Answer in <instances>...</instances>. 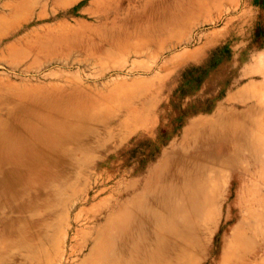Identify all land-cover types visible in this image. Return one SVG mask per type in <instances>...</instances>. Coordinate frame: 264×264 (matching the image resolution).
Instances as JSON below:
<instances>
[{
    "label": "rangeland",
    "instance_id": "obj_1",
    "mask_svg": "<svg viewBox=\"0 0 264 264\" xmlns=\"http://www.w3.org/2000/svg\"><path fill=\"white\" fill-rule=\"evenodd\" d=\"M146 2L155 7L154 0H0V121L10 126L9 111L41 108L39 94L66 103L73 87L94 113L71 120L84 133L47 137L61 141L59 149H45L41 175L27 173L26 194L2 183L0 165V264H179L181 255L184 264H264V0H227L218 13L210 0H184L202 8L150 40L138 31L147 22L127 13ZM236 89L260 109L252 135L259 147L239 151L238 165L204 163L206 172L165 213L173 230L149 229L138 245L145 252L128 261L105 218L152 204L164 184L158 176L182 156L191 161L197 122L230 114ZM27 138L9 139L23 149ZM25 228L29 241L21 244ZM160 238L175 251L157 249L148 261Z\"/></svg>",
    "mask_w": 264,
    "mask_h": 264
},
{
    "label": "bare ground",
    "instance_id": "obj_2",
    "mask_svg": "<svg viewBox=\"0 0 264 264\" xmlns=\"http://www.w3.org/2000/svg\"><path fill=\"white\" fill-rule=\"evenodd\" d=\"M154 2L155 7L151 9L147 8L148 2H146L143 3L140 9H134L135 12H133L134 10L127 11V13L132 11L131 19L137 24L147 22L150 28L142 30L139 25L138 31L149 40L151 35L157 38L167 28L175 27L173 29H176L177 26L185 25L187 20L193 16L194 10L202 8V6H197L193 7V9H188L189 7L184 4V0H169L170 3L166 0H154ZM226 2L227 0H210L211 7L216 13L224 10L223 6ZM197 4L200 5L201 3ZM237 82H239L238 79L234 80L232 86H236ZM71 90L75 94H71L70 96L69 93L70 97H68L66 103L64 102L65 96L58 95L52 98L45 94H39L34 97L36 106H40L41 108L24 109L19 113H11L9 111L5 118L7 123L10 122L8 123L10 126L5 124V120L3 122L0 121L5 127L3 129L0 126V165L3 169L4 179L2 183L8 181V185L10 184L9 188H15L16 191L26 194L28 191L25 183L28 179L26 178L27 173L41 175L42 172L39 165L43 164L42 158L45 149H59L61 143V141L52 142L48 140V136L60 133L61 136L69 137L87 131L80 125L71 123V120L83 121L91 118L94 113L92 114L86 110L83 101L84 96L78 93V89L73 87ZM234 96L233 100L238 101L239 105H236L237 108L232 109L230 114L221 115L220 121L218 118V120L203 119L197 122L200 124V127L195 132L194 148L187 151L185 148L187 146L184 147L187 153H189H186V155H191V161L182 156L177 159L178 163L173 167V170L166 168L158 176V180L164 182V184L159 186V189L153 194L152 204L146 203L139 206L137 208L138 212L129 217L108 215L105 218L103 226L109 224L116 226L118 233L115 235L114 240L117 241L120 250L128 252V258L124 257L128 261L139 253L145 252L138 245L146 243L145 234L149 229L154 234L161 228L168 231L169 229L173 230L170 225L171 218L169 219V216L173 212L171 206L174 200L182 195V188L185 194V187L190 184L189 181L191 179L197 180L200 178L206 169L204 163L208 165L209 163L220 162L222 164L233 163L238 165L241 160L238 155L239 151L245 149L252 152V150L259 147V144H257L256 139L252 138V135H255L259 130L256 114L260 112V109L257 108V104L255 103L247 105L245 102L240 101L245 96L243 90L236 89ZM73 104H76L75 107H73ZM12 136L29 138L23 143V149H21V146H18L16 142L14 143L15 147L12 146L9 139ZM252 159L257 163L256 157ZM8 163L13 164V168L10 170H7L5 167ZM168 163L171 162L168 161ZM24 164L28 166L22 168ZM15 178H17V181H14ZM171 180H175L180 186L177 187L168 183ZM32 206L33 204H29L28 208ZM166 212L170 215H166ZM20 235L21 244H27L29 241L28 229H22ZM157 240L158 244L152 249L155 251L153 253L146 252L148 261L152 260L154 255L156 257L157 249L167 254L175 251L173 250L174 246L164 247L163 249L162 244L166 242L161 240V238ZM174 261L184 264L182 255Z\"/></svg>",
    "mask_w": 264,
    "mask_h": 264
}]
</instances>
